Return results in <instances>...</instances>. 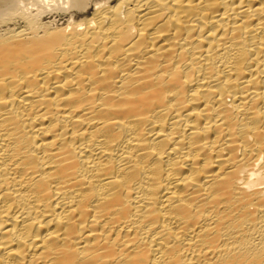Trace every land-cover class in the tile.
I'll return each mask as SVG.
<instances>
[{
  "label": "bare ground",
  "instance_id": "6f19581e",
  "mask_svg": "<svg viewBox=\"0 0 264 264\" xmlns=\"http://www.w3.org/2000/svg\"><path fill=\"white\" fill-rule=\"evenodd\" d=\"M0 264H264V0H0Z\"/></svg>",
  "mask_w": 264,
  "mask_h": 264
}]
</instances>
